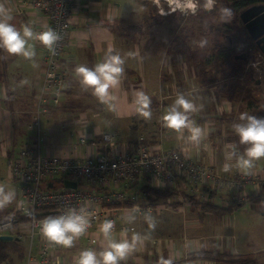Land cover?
Segmentation results:
<instances>
[{
	"label": "crops",
	"instance_id": "1",
	"mask_svg": "<svg viewBox=\"0 0 264 264\" xmlns=\"http://www.w3.org/2000/svg\"><path fill=\"white\" fill-rule=\"evenodd\" d=\"M31 1L0 0V8L10 11V22L17 28L30 23L36 32L47 30L50 26L46 12L41 7L34 6ZM134 1L139 3L138 8L129 7L128 0L76 1L72 9L71 29L65 51L59 63V70L65 78L63 97L59 105H50L49 114H40L41 154L73 153L74 149H70L71 146L66 143L67 138L75 137L76 133L79 134V142L76 144L78 152L90 155H94L96 150L89 144V140L101 138L103 133H113L125 151H131L136 147L138 138L144 136L145 143L152 149H177L195 162L212 166L221 175L236 177L239 169L235 167L228 172L223 171L226 153L229 151L226 145L231 143L230 138L233 137V131L230 130L239 118L236 114V102L230 100L222 91L216 93L213 90L217 84L211 83L214 78L211 74L207 77L200 76L195 67L188 69L183 63V56H178L177 59L160 58L163 60L162 64L152 53L143 56L139 51L142 43L137 41L132 33L142 35L143 31L156 30L158 27L153 28L148 22L144 23L151 8L142 7L141 0ZM128 16L135 18L130 25L124 22ZM30 43L36 53L32 60L9 56L0 51V145L2 143V153L7 157V161L19 152L12 148L5 152L3 143H21L20 147L23 148L33 144L38 134V131L29 125L38 111L37 99L43 87V59L46 47L38 40ZM152 44L151 39L144 46L149 47ZM107 53H118L124 60L120 83L109 90L115 97L113 108L100 103L90 89L82 88L73 73V69L78 65L94 67L103 61ZM205 78L211 80L206 81ZM137 90L145 92L151 99L150 119L139 116L134 110L132 102ZM178 92L193 99L199 108L190 114V119L204 130L199 144L185 139L188 135L186 129L177 133L162 126L160 116L172 104ZM78 110L80 112H77ZM81 138H84V141H81ZM46 139L47 148L44 151ZM260 171H264V168ZM153 186L149 177L141 175L133 185L126 187L125 183H121L117 189L124 190L128 195L139 194L142 198L146 194L145 189ZM168 187L173 190L174 195L170 196L166 203L148 205L152 210L147 212L153 218L159 214L157 217L160 220L163 216V223L155 222V228L149 229L144 219L138 221L139 229L135 228V232L142 235L147 233V238L138 243L120 264H160L161 259H168L171 264H218L219 261L212 255L215 250L210 251V246L204 244V241L213 236L219 239L216 242L218 247L223 244L225 247H231V243L226 240L223 243L221 240L223 237L227 238V220L223 221L226 215L203 211L200 207L195 208L188 197L192 194L183 177H177L176 182ZM246 191L248 194L261 195L264 198V186L249 185ZM235 196L233 189L216 190L213 201L219 205H227ZM143 200L138 202L144 203ZM160 204H163V207H159ZM250 204L264 208L263 203ZM172 205L174 207L171 208ZM126 210L121 208L119 211ZM195 218L197 222L193 221ZM205 220L209 222L210 235L199 232V235L192 236L195 232L190 233V236L187 230L186 233L180 231L181 226L186 229L192 227L193 230V225L202 228ZM118 223L120 222L116 224ZM120 234L119 231L114 233L116 238H119ZM96 236L98 241L94 244H97L96 249L99 250L102 246V236L100 233H96ZM85 241L90 244L87 235L78 237L71 248L59 245L55 248L65 257L67 252L80 249ZM39 242L38 238L36 247ZM232 248L238 250L240 247L235 243Z\"/></svg>",
	"mask_w": 264,
	"mask_h": 264
},
{
	"label": "built area",
	"instance_id": "2",
	"mask_svg": "<svg viewBox=\"0 0 264 264\" xmlns=\"http://www.w3.org/2000/svg\"><path fill=\"white\" fill-rule=\"evenodd\" d=\"M76 1H31L48 14L49 26L59 34L60 39L54 44V53L45 48L42 91L47 94L39 96L38 113L30 125V128L38 131L35 142L22 148L18 155L9 157L7 161L11 178L21 184V201L8 218L0 221V235L15 233L19 226L28 231L31 240L36 237L41 239L38 254L29 251L25 264H63L62 256L49 248L54 245L40 234L38 221L41 218L59 215L70 207H86L90 223L81 236L87 235L89 242L94 244L99 225L104 219L114 221L113 229L117 222L122 223L124 220L118 214L121 208L109 207L129 197L124 190L117 188L121 183H125L126 187L133 185L141 175L149 177L153 187L165 188L172 186L179 174L186 180L192 194L188 197L196 201L211 199L216 190L227 188L235 190V200L242 202L248 196L247 186H264V171L251 173L238 170L236 177L221 175L212 166L195 162L180 150L152 149L143 143V137L140 139L141 144L134 150L125 151L110 132L103 133L101 138L89 140V144L96 150L94 155L79 153L77 145L71 154H41L40 114L46 112V109L49 111L50 105H57L58 99L52 100V97H59L63 93L65 78L59 70V63L65 51ZM65 180L75 181L77 187L65 186ZM201 185H206L207 189H202ZM107 193H112L114 198L105 197ZM126 209L149 212L152 207L135 202ZM18 213L27 219L18 221Z\"/></svg>",
	"mask_w": 264,
	"mask_h": 264
},
{
	"label": "rangeland",
	"instance_id": "3",
	"mask_svg": "<svg viewBox=\"0 0 264 264\" xmlns=\"http://www.w3.org/2000/svg\"><path fill=\"white\" fill-rule=\"evenodd\" d=\"M141 2L142 3H140V5L142 7L151 8L150 15H147L144 23L148 22L149 24H151L150 26L153 25V28L155 26L158 27L156 30L153 29L152 31H150L148 29L145 32L143 31L142 35L132 33V35L135 36L134 38L142 43V46L139 47V51L141 54H143V56L152 53L154 57L159 58V62L161 64L163 61L162 59H177L178 56H183V63L188 69H193L195 67V70L199 71L198 75L205 77L211 74V76L213 77L223 79L224 77H222L221 74L226 71H228L227 73H229V70L232 69L230 74L231 77H233V80H235L236 82L238 81L236 80V78L240 79L241 81L239 82L241 83H248L249 78L253 80V82L250 83L249 87L252 89L254 98L252 99L251 94L245 93L244 97L247 99L243 97L241 99L235 100L234 102H236L235 104L237 110L236 114L240 116L241 113L247 112L249 114L255 115V111L252 106L264 110V81L259 85L256 84V80H264V58L258 56V52L255 53V51H253L251 52V54L249 53L248 58L246 55V58H227V62H223L220 60L222 59V57H220V48L228 47V37H231L234 41L236 40V42L243 40L249 41L250 39V37L245 34V27L243 22L239 19V15L237 18L233 10L230 19H220V13L218 11L220 7L227 6L232 9L231 4L228 1L216 0L214 8L211 12L204 11L203 9H198L195 15H184L179 11L169 13L167 11V0H141ZM128 3L129 7L133 6V8H138L139 3H136L134 0H128ZM161 7L165 9L166 14H159V9ZM134 19L135 18L128 16L126 17L124 22L127 25H130ZM228 28L231 29V32H229V34H226V32H228V30L226 29ZM151 39L153 40V44L149 47H145L144 44L149 42V40ZM201 41H204L203 46H201ZM215 42H219L221 43V45L218 46ZM243 50L245 49L242 47H237L236 53L239 54ZM226 51L227 50H225V52ZM210 58H212L211 61L209 60ZM235 71L241 73L242 76L238 77ZM44 78L45 76L43 71V82ZM205 79L206 81H208L210 78ZM182 86L183 84L180 85V87ZM218 86H220L219 83ZM218 86H216L217 89L213 88L216 93L219 91ZM62 92H64V90H62ZM42 94L47 93L42 91L41 89L39 92V96H41ZM50 95L51 94H49L48 96ZM39 96L37 99V109H39ZM62 97L63 93L59 95V97L58 95L52 97V100H54V98H57L59 101L57 105H59ZM50 111L51 109L49 106V111L48 109H46V112L44 113L49 114ZM77 112H80V110H78ZM33 132L35 133V131ZM77 134L78 133H76L75 137L71 136V138H67L66 144L67 146H71L70 149L72 150L79 142V134ZM230 139L231 143H235L237 145V148L240 151H243L244 146L239 144V138L234 134V132L233 137ZM116 140L117 139L115 137V141ZM44 141L45 142L43 150L45 151L47 148V139ZM20 146L21 143H11V145H9L8 143H3V150L6 152L9 148H12L14 150H18L19 152V150L22 148ZM40 146L41 144L39 145V147ZM23 148H26V146ZM262 168H264V158L256 161L254 167L248 171L251 173H255L259 172ZM0 187H4L6 190H14L16 193L15 199L10 204H8L4 208H0V216L4 215V217H6L8 214H12L19 205L21 201V190L19 182L11 178L10 176L7 157L4 153H2V143L0 145ZM167 201L168 198L165 202ZM160 206L163 207V204H160L159 207ZM172 207L174 206L172 205L171 208ZM146 213V211H118V214L121 215L123 219L129 214L134 215L136 219L132 224L127 223L125 219L122 223L116 224V227L113 229L114 233H116L117 231L122 233L127 230V236H130V234L139 229L138 221L144 219V215ZM225 213L226 214L224 215L226 216H224L223 221L227 220L226 225L228 229L225 230L227 238L225 239V237H223L221 240L223 241V243L225 240L231 243V247H225L224 244L218 247L216 242L219 239L213 236L212 238L208 237L204 241V244H208L210 246V251L215 250L212 255L215 256V259L219 261L218 264H264V208L255 207L250 203H247L231 211H225ZM158 215L154 217V220L155 222L161 224L163 223V216H161L162 220H160L157 217ZM114 219L116 220L117 217H115ZM206 220L202 225V228L193 225L195 229L193 230L192 227L186 229L182 228L181 226L180 231L186 233L187 230L188 235H190V233L194 234L196 232L192 236L199 235V232H206L208 235H210L211 230L209 228V222L207 223ZM18 221L21 220L18 218ZM193 221L197 222L196 218ZM3 235H12L14 238L12 240H6L4 242L3 247L5 248V255L7 258L6 260L2 261L1 264H24L29 251H31L35 255L38 254L41 239L39 237H36L31 240L26 229H22L21 227L17 226V230L15 233H6ZM38 238L40 239V242L39 246L36 247ZM235 243L238 244L241 249L239 248L237 250L232 248ZM88 244L89 243L85 241L80 249L67 252L66 256H63L62 263L75 264V257L78 255L80 250L87 248L88 246L95 249L97 247V244ZM161 244L162 242L160 243V245ZM49 248L51 251H54L60 256L62 255L56 250L54 246L51 245L49 246ZM245 251L250 252L251 254H248Z\"/></svg>",
	"mask_w": 264,
	"mask_h": 264
},
{
	"label": "clouds",
	"instance_id": "4",
	"mask_svg": "<svg viewBox=\"0 0 264 264\" xmlns=\"http://www.w3.org/2000/svg\"><path fill=\"white\" fill-rule=\"evenodd\" d=\"M216 0H167V11L177 12L184 15H195L198 9L211 12ZM220 19H230L232 9L222 6L218 9ZM159 14L164 15L165 9L160 8ZM12 15L7 9L0 8V51L9 56H20L32 60L36 55L30 41H40L50 52L54 53V44L60 39L59 34L48 28L42 32L33 30L30 23L22 24L19 28L12 24ZM204 41H201L203 46ZM123 58L118 53H107L102 62L89 68L85 65H78L73 69L75 77L79 80L82 88L90 89L97 100L113 108L115 97L109 91L119 85L121 75L124 72L122 65ZM26 83V81H21ZM133 107L135 112L150 119L151 99L143 91L137 90L134 94ZM194 100L184 93L178 92L175 100L160 116L162 126L174 132L180 133L186 129L188 135L186 140L193 144H199L203 128L190 119V114L198 111ZM234 134L239 138V144L243 145V151L237 148L235 143L226 145L229 151L226 153V162L223 164V171L228 172L235 167L243 172L252 169L255 162L264 158V117L241 113L239 122L232 124ZM14 190H6L0 187V208L6 207L15 199ZM127 223L132 224L136 217L132 214L125 218ZM149 229L155 228L154 218L150 214L144 215ZM90 223L86 207H70L59 215H49L38 221L39 231L43 238L54 246L71 248L74 241L80 237L88 228ZM114 221L104 219L99 225V233L102 236V246L99 250L95 248H84L75 257V264H120L122 260L132 251L136 245L147 238V233L133 232L131 237L127 236V230L116 238L113 232ZM160 264H171L168 259H161Z\"/></svg>",
	"mask_w": 264,
	"mask_h": 264
},
{
	"label": "trees",
	"instance_id": "5",
	"mask_svg": "<svg viewBox=\"0 0 264 264\" xmlns=\"http://www.w3.org/2000/svg\"><path fill=\"white\" fill-rule=\"evenodd\" d=\"M226 1H228L231 4L232 10L235 13L237 18H238L239 12L242 9L249 7L251 5L258 4V3H264V0H226ZM239 19H240V17H239ZM237 47H242V46L238 44V45L233 46V49H228V47L227 48L222 47L221 51H220V57H222V59H220V60L223 62H227L228 61L227 58H230V59L233 58L232 54L237 51L236 50ZM225 50H227V51L225 52ZM231 70L232 69L229 70V73H227L228 71H226V72L221 74L222 77H224L223 79L218 78V77H214L212 80L209 79V81L211 80V83L216 82L217 86L219 83L220 84V86H218L219 90L222 91L223 93H225L226 96L232 101L243 98L245 93L251 94V97L253 99L254 95H253L252 89L249 87L250 83H252L253 80H251L249 78L248 83H241V82H239L241 80L236 78V80H238L236 82L235 80H233V77H231V74H230ZM236 73H237L238 77L242 76V74L239 73L238 71ZM263 81L264 80H261V81L256 80V84L259 85ZM244 85H246V86H244ZM245 99H247V98H245ZM252 108L254 109V111H255L254 114L256 116H258L259 114L264 112L263 109H258L255 106H252ZM35 130H37V129L35 128ZM142 137L144 138V136H140L138 138L136 147L141 144L140 139ZM143 143L145 145L149 146L147 143H145V138L143 140ZM134 149H135V147L132 150H134ZM142 190H144V189H142ZM145 190H146V192H145L146 194L144 195L145 197L142 196V198H140V195L136 194V193H133V195L129 194V197L126 201L119 202L116 204H110L109 207L128 208V207L132 206L135 202L141 201V199H144L143 200L144 204L154 206V205H157V203H159V202L166 203L165 202L166 199L167 198L170 199V196L174 195V193L172 192L173 190L170 189L169 187H165V188L147 187ZM141 192H139V193L143 194ZM214 197H215V192L212 193L211 199L196 201L193 197H190V202H192V204H193V206H195V208L200 207L201 210H203V211H212V212L223 213V214H226L225 211H231V210L236 209L239 206L245 205L247 203H252V204L263 203V206H264V198L261 195L255 196L253 194H248V196L246 197V199L244 201L239 202L235 199H231L227 205L217 204L216 202L213 201ZM8 217H9V214L6 217H4V215L0 216V221L4 220L5 218H8ZM18 218L21 221H24L25 219H27L26 217L22 216L19 213L17 214V219ZM5 241L6 240L0 239V262L6 260V258H7L5 255V248L3 247V244ZM196 257H198V255H196ZM62 258H63V256H62ZM233 263H234V261H233Z\"/></svg>",
	"mask_w": 264,
	"mask_h": 264
},
{
	"label": "water",
	"instance_id": "6",
	"mask_svg": "<svg viewBox=\"0 0 264 264\" xmlns=\"http://www.w3.org/2000/svg\"><path fill=\"white\" fill-rule=\"evenodd\" d=\"M240 19L245 24L251 37L256 40V44L264 53V3H258L246 7L240 11ZM246 55H238L237 58H246ZM65 186L77 187L75 181L65 180ZM12 235H1L0 239L12 240Z\"/></svg>",
	"mask_w": 264,
	"mask_h": 264
},
{
	"label": "flooded vegetation",
	"instance_id": "7",
	"mask_svg": "<svg viewBox=\"0 0 264 264\" xmlns=\"http://www.w3.org/2000/svg\"><path fill=\"white\" fill-rule=\"evenodd\" d=\"M252 6V5H251ZM239 17H240V15H239ZM241 20V19H240ZM244 24V23H243ZM244 27H245V24H244ZM226 30H228V32H226V34H229V32H231V29L230 28H228V29H226ZM245 30H246V33H245V31H244V33L248 36V37H250V39H249V41L248 40H243V41H239V42H236V40L234 41L231 37H228L227 39H228V49H233V46H235V45H241L245 50H243L241 53H233L232 54V57L233 58H236V56H238V55H242V54H244V55H247V58H248V56H249V53L251 54V52H253V51H255V53L256 52H258V56H261V57H263L264 58V54H263V52L260 50V48L258 47V45L256 44V40H254L252 37H251V35H250V33L248 32V30H247V28L245 27ZM218 46H220L221 45V43H219V42H215ZM221 49V48H220ZM237 50V49H236ZM259 117H264V112L263 113H261V114H259L258 115Z\"/></svg>",
	"mask_w": 264,
	"mask_h": 264
},
{
	"label": "bare ground",
	"instance_id": "8",
	"mask_svg": "<svg viewBox=\"0 0 264 264\" xmlns=\"http://www.w3.org/2000/svg\"><path fill=\"white\" fill-rule=\"evenodd\" d=\"M175 172H176V170H175ZM178 175V177L180 176V177H182L181 175H179V174H177ZM21 184H20V182H19V186H20ZM201 188L202 189H207V186L206 185H201ZM105 197H107V198H114V196L112 195V193H107V194H105L104 195ZM116 203H119V202H116ZM116 203H114V204H116ZM25 261H26V259H25ZM25 264V263H24Z\"/></svg>",
	"mask_w": 264,
	"mask_h": 264
}]
</instances>
